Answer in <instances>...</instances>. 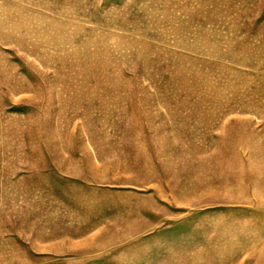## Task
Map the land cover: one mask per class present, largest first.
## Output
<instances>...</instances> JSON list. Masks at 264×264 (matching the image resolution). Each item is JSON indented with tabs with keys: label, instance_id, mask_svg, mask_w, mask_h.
I'll return each instance as SVG.
<instances>
[{
	"label": "rangeland",
	"instance_id": "1",
	"mask_svg": "<svg viewBox=\"0 0 264 264\" xmlns=\"http://www.w3.org/2000/svg\"><path fill=\"white\" fill-rule=\"evenodd\" d=\"M0 264H264V0H0Z\"/></svg>",
	"mask_w": 264,
	"mask_h": 264
}]
</instances>
